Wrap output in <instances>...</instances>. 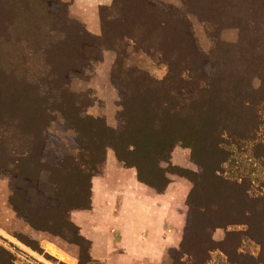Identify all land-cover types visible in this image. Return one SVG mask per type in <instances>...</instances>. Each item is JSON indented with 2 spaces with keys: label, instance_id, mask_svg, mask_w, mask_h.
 Here are the masks:
<instances>
[{
  "label": "rangeland",
  "instance_id": "obj_1",
  "mask_svg": "<svg viewBox=\"0 0 264 264\" xmlns=\"http://www.w3.org/2000/svg\"><path fill=\"white\" fill-rule=\"evenodd\" d=\"M120 1L118 5L129 11V17L124 20V16L113 12L110 17L113 20L108 24L116 31L122 29L129 34L133 27L140 28V18L135 11H131V5L141 2ZM152 1L165 7H180L183 3V0ZM70 15L85 22L72 13L71 5ZM188 16L201 47L209 52L214 45L213 28L194 12H189ZM101 31L102 28L97 34ZM239 34V28L235 26L220 31L221 39L229 43L237 42ZM147 37L152 39L154 36L148 34ZM149 41L152 44L155 42ZM175 44L178 47L176 54L162 56L159 52L163 49L155 44L157 53H149L140 43L137 45L130 41V46L122 54L124 71H119L120 66L117 67L120 74L114 77L117 53L104 49L99 52V58H92L91 67L84 75L72 78V91H88L92 103L87 112L93 117L105 119L107 126L115 130L114 134L105 128L102 121L89 119L82 122L76 118L73 106L58 105L51 112L54 119L46 126L45 135L48 136L36 138L31 135L32 132L45 124H34L33 118L22 107L18 113L20 109L11 105L16 100L14 96L10 102L0 96V264H17L16 261L25 256L22 252L25 246L38 252L37 258L40 259L36 262L69 264L55 253L47 252L41 245L43 238L55 240L71 250L79 248L78 264H92L85 254L89 242L83 240L79 226L71 219L72 212L91 206L93 177L102 174L108 165L114 167L119 164L137 169L120 158L114 144H118L123 153L122 146L126 140L138 141L139 149L130 155V160L142 164L152 162L153 154L150 152L156 140L167 138H180L171 152V163L163 161L161 166L171 181L186 184L189 188L185 228L191 226L194 220L190 247L193 246L199 256H206L204 244L213 234L218 245L235 256L237 237H227L226 232L243 230L252 237H244L240 250L264 256V121L258 138L233 146L234 154L230 161L223 165V173L218 172V154L213 141L200 134L179 133L175 111L166 106L168 102L163 103L168 90L149 89L143 85L146 74L159 80L165 78L169 72L167 59L180 63L186 69L189 67L188 59L194 56L181 51L179 43ZM138 70L141 72L138 73ZM254 82L257 85L260 80L256 78ZM125 94L128 108L124 109L122 102ZM14 116L22 122H13ZM143 168L150 175L158 172L149 167ZM246 175L253 176L250 184H242L252 192L253 197L249 200L242 194L243 187L240 185ZM156 176L155 180L162 182L161 175L157 173ZM241 219H247L248 224L226 225ZM175 249L169 250L167 264H174ZM225 261V252L216 248L210 253L208 264H225Z\"/></svg>",
  "mask_w": 264,
  "mask_h": 264
},
{
  "label": "trees",
  "instance_id": "obj_2",
  "mask_svg": "<svg viewBox=\"0 0 264 264\" xmlns=\"http://www.w3.org/2000/svg\"><path fill=\"white\" fill-rule=\"evenodd\" d=\"M119 1L113 0L110 5L100 7L102 31L97 34L82 21L71 17V2L0 0V96L7 102L14 96L18 102L13 100L11 105L20 109L18 113L23 108L33 118L34 124H45L44 127H36L37 130L31 134L33 137L48 136L45 135L46 126L54 119L51 112L58 105L73 106L76 118L82 122L89 119L102 121L105 128L114 134L115 130L107 126L105 119L87 112L92 103L88 91H72V78L84 75L92 60L99 58V52L104 49L117 53L114 77L120 74L119 71H124L122 54L130 46V41L137 45L140 43L149 53H157L155 44L163 49L159 52L162 56L176 54L177 42L182 46L181 51L194 56L188 59L189 67L186 69L180 63L167 59L169 72L165 78L159 80L146 74L143 85L149 89L168 90L163 103L168 102L166 106L175 111L177 130L183 135L200 134L213 141L218 154L217 171L223 173V165L234 154L233 146L255 141L264 121V0H183L180 7H165L152 0H140V4L131 5V11L140 18V28L133 27L129 34L122 29L116 31L108 24L113 20L110 19L113 12L124 16V20L130 15L122 8L123 5H118ZM189 12L196 13L213 28L214 45L209 52L201 47L192 29ZM229 26L239 28V39L235 43L221 39V29ZM148 34L154 37L149 39ZM149 40H154V44ZM219 54L222 57H217ZM256 78L260 80L257 85L254 82ZM126 97L123 95L124 109L128 108ZM12 121L22 122L15 116ZM18 133L23 134L21 131ZM179 139H157L150 152L153 154L152 162L142 164L130 160V155L139 149L138 141L126 140L122 146L123 153L118 144L113 147L127 165L137 167L142 181L162 190L170 179L161 162L171 163V152ZM143 166L158 172L150 175ZM155 173L161 175L162 182L155 180ZM251 180L253 176L246 175L240 185H248ZM251 193L250 188L243 187L242 194L247 200L253 197ZM232 223L248 224V220L241 219L226 225ZM193 226L194 220L185 228L186 234L175 249L174 264H208L210 253L216 248L225 252V264H264V256L240 250L244 237H252L243 230L226 232L227 237H237L235 256H231L224 246H219L213 234L204 244L206 256H199L193 246L190 247ZM85 254L90 261L88 249Z\"/></svg>",
  "mask_w": 264,
  "mask_h": 264
},
{
  "label": "crops",
  "instance_id": "obj_3",
  "mask_svg": "<svg viewBox=\"0 0 264 264\" xmlns=\"http://www.w3.org/2000/svg\"><path fill=\"white\" fill-rule=\"evenodd\" d=\"M70 2L72 13L98 33L102 28L100 7L113 0ZM188 192L186 184L171 180L158 190L142 181L134 167H105L93 177L91 206L71 214L80 234L89 241L90 262L167 264L169 250L178 248L183 239ZM41 245L69 264L80 261L79 248L71 250L49 238H43ZM19 260L17 264H41L26 256Z\"/></svg>",
  "mask_w": 264,
  "mask_h": 264
},
{
  "label": "built area",
  "instance_id": "obj_4",
  "mask_svg": "<svg viewBox=\"0 0 264 264\" xmlns=\"http://www.w3.org/2000/svg\"><path fill=\"white\" fill-rule=\"evenodd\" d=\"M22 252L24 253L23 255H25L28 258H32L33 260L40 259V258H37V255H39L38 252L32 250L28 246H25L24 248H22ZM38 262H40L41 264H45V262H43L42 260Z\"/></svg>",
  "mask_w": 264,
  "mask_h": 264
}]
</instances>
